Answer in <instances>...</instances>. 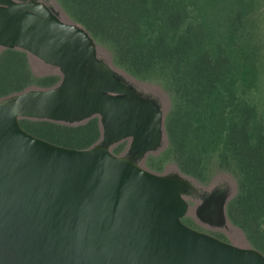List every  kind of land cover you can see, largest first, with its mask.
Returning a JSON list of instances; mask_svg holds the SVG:
<instances>
[{"label":"water","instance_id":"water-1","mask_svg":"<svg viewBox=\"0 0 264 264\" xmlns=\"http://www.w3.org/2000/svg\"><path fill=\"white\" fill-rule=\"evenodd\" d=\"M0 47L25 50L62 76L0 98V264H264L249 242L185 223L193 200L203 223L226 226L233 187L205 188L179 168L143 164L167 143L161 97L101 55L104 47L58 2L0 0ZM93 117L102 135L88 148L21 124Z\"/></svg>","mask_w":264,"mask_h":264},{"label":"trees","instance_id":"trees-1","mask_svg":"<svg viewBox=\"0 0 264 264\" xmlns=\"http://www.w3.org/2000/svg\"><path fill=\"white\" fill-rule=\"evenodd\" d=\"M57 2L116 66L169 92L167 143L149 155L148 167L161 172L173 161L203 185L220 171L233 174L237 190L227 202L228 219L264 253V0ZM28 54L1 48L0 98L60 82V73L35 74ZM21 124L76 148H88L102 135L98 117L73 125L23 118Z\"/></svg>","mask_w":264,"mask_h":264},{"label":"rangeland","instance_id":"rangeland-1","mask_svg":"<svg viewBox=\"0 0 264 264\" xmlns=\"http://www.w3.org/2000/svg\"><path fill=\"white\" fill-rule=\"evenodd\" d=\"M57 2V0H55ZM61 17L63 20H66V17L64 13L62 12ZM1 51V47H0ZM102 53L105 54V57L109 58L110 52L107 49H103ZM28 59L30 66L35 74L38 75H45V74H55V73H60L58 68L45 63L41 59L37 58L34 55L28 54ZM140 84H142L146 89L151 90L152 92L156 93L159 95L163 101L164 104V111L167 114L171 108V96L169 92L164 89L161 85L156 84V83H144L138 81ZM143 164L145 166H149V156L144 160ZM178 166L175 162L169 161L163 171L166 170H175L177 169ZM220 181H228L230 185L233 187V193L234 194L237 190V179L236 177L231 174L230 172L227 171H220L216 177L213 179L211 185L213 186L214 184L220 182ZM186 220L188 223L192 224V226L196 228H200L203 231L209 232L211 234H214L216 236H219L227 241H230L232 243H235L240 246H248V240L246 239V236L244 232L234 225L233 223H228L227 227L224 228H214L206 223H203L201 220L196 215V209L194 203H191L190 209L188 214L186 215ZM186 220L184 219L185 223Z\"/></svg>","mask_w":264,"mask_h":264},{"label":"flooded vegetation","instance_id":"flooded-vegetation-1","mask_svg":"<svg viewBox=\"0 0 264 264\" xmlns=\"http://www.w3.org/2000/svg\"><path fill=\"white\" fill-rule=\"evenodd\" d=\"M164 149V147L160 150V151H158L157 153H155V154H159L162 150ZM205 188H208V187H210V186H212L211 184L210 185H203ZM191 203H194V205H195V209H197V205H198V202H196V201H193V200H190V206H191ZM184 219L186 220V216L184 217ZM200 220V219H199ZM186 223L188 224V225H190V226H192V224H190V223H188L187 222V220H186ZM230 223V222H229ZM208 225H210V224H208ZM210 226H212V227H214V228H224V227H227L228 226V224L226 225V226H224V227H217V226H213V225H210ZM192 227H194V226H192ZM194 228H196V227H194ZM197 229H199V230H201L200 228H197ZM201 231H203V230H201ZM206 232V231H205ZM209 233V232H208ZM211 234V233H210ZM214 235V234H213ZM216 236V235H215ZM217 237H219V236H217ZM219 238H221V237H219ZM221 239H223V238H221ZM225 240V239H224Z\"/></svg>","mask_w":264,"mask_h":264}]
</instances>
